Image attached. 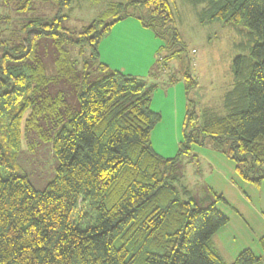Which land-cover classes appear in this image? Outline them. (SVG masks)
Segmentation results:
<instances>
[{
  "label": "trees",
  "instance_id": "16d2710c",
  "mask_svg": "<svg viewBox=\"0 0 264 264\" xmlns=\"http://www.w3.org/2000/svg\"><path fill=\"white\" fill-rule=\"evenodd\" d=\"M74 1L0 0V10H6L0 12V35L13 29V20L21 24L0 56V264H229L212 242L229 216L216 202L182 200L173 182L182 156L207 137L215 143L232 140L238 156L248 160L250 154L258 165L260 175L253 180L264 179V0H189L205 4L210 19H245L257 43L251 61L240 55L234 62L248 71L239 107L226 116L210 115L204 124L191 96L198 79L186 66L187 113L173 157L158 153L151 142L162 119L151 107L158 85L99 58L101 40L132 17L161 40L158 27L173 29V40L180 43L171 1H113L103 13L113 16L110 22L94 20L76 30L67 25ZM130 5L146 7L150 15L130 13ZM43 42L58 75L48 74ZM86 46L91 51L83 61L76 55ZM74 64H81V73ZM92 64L99 69L96 81H88ZM61 77L84 83L80 109L63 94L53 96L50 84ZM24 140L29 152L35 142L51 143L59 158L57 173L43 190L20 163ZM89 216L94 223L83 227ZM259 260L245 249L232 264Z\"/></svg>",
  "mask_w": 264,
  "mask_h": 264
},
{
  "label": "rangeland",
  "instance_id": "374dc122",
  "mask_svg": "<svg viewBox=\"0 0 264 264\" xmlns=\"http://www.w3.org/2000/svg\"><path fill=\"white\" fill-rule=\"evenodd\" d=\"M113 1L124 4L128 2V0H75V9L68 19V27L76 30L94 20L110 22L113 16L103 13ZM170 1L175 13L172 24L180 33L181 42L176 43L173 40V29L158 27L159 33L163 35L161 40L153 29L148 28L156 37L158 36L161 47L163 42L165 43L161 51L166 55L169 67L167 66L163 73L168 72L169 75L174 73L175 76L183 78L186 66L190 67L191 73L198 79V85L193 88L191 96L196 101L195 108L200 117V124H204L210 115L226 116L233 112L235 107H239V93L248 75L247 69L244 67L238 69L235 66V59L240 55L248 56L249 61L253 59L251 52L257 43V34L245 19L238 22L222 17L210 19V12L206 11L205 4L194 6L189 0ZM0 12L4 13L6 10L2 9ZM129 12L145 17L150 15L146 7L133 5L129 6ZM13 22L12 30L1 32L0 56L4 52V47L11 44L12 38H15L14 33L19 32L15 30L16 27H21V24L16 23L17 20ZM100 25L103 26L102 23ZM3 40L6 42L1 43ZM145 42L149 47L150 42L148 40ZM44 47L46 46L43 42L42 49ZM89 50L91 51L90 47L86 46L84 52L76 56L85 61L90 55ZM175 51L177 54L172 55ZM45 53L48 74L58 75L57 67L48 58L50 51ZM74 67L81 73V64L80 66L74 64ZM98 70L93 64L89 67L88 81L99 79ZM66 77L52 80L50 90L53 96L63 94L78 110L81 107L79 94L84 83L78 84ZM27 115L28 112L25 117ZM161 121L151 134L153 148L158 152L162 151L165 156H174L180 147L183 132L180 135L179 133L183 126L175 133L169 126L168 117L165 116ZM67 123L66 119L55 128V132L61 125ZM205 140L206 142L200 146H195V152L191 155L182 156L176 170L178 176L173 184L178 188L182 200H193L202 206L216 202L229 216L230 221L212 236L214 246L227 263H234L243 250L251 249L260 257L255 264H264V179L261 183L253 180L256 175H260V169L257 164L253 165L250 154L248 160H245L242 153L238 156L232 150V140L217 143L211 137ZM28 141H34V138L30 136ZM166 144L171 146L172 150H168ZM34 148L29 152L27 141L24 140L25 151L21 155L20 163L26 169L33 185L43 190L55 177L59 158L51 143L35 142ZM93 223L94 216H89L83 222V227Z\"/></svg>",
  "mask_w": 264,
  "mask_h": 264
},
{
  "label": "crops",
  "instance_id": "0c3cea01",
  "mask_svg": "<svg viewBox=\"0 0 264 264\" xmlns=\"http://www.w3.org/2000/svg\"><path fill=\"white\" fill-rule=\"evenodd\" d=\"M136 19L135 17L125 19L113 27L99 44V58L112 69L143 77L157 84L158 86L153 92L152 109L161 113V120L165 116L169 118V126L175 133L180 126H183L179 135L182 132L184 134L188 104L185 82L182 81L183 78L175 76L174 73L171 75L168 72L163 73L168 64L163 62L164 53L161 51L158 36L156 37L157 34L155 35L139 22V19ZM145 40L150 42L149 47ZM159 46L160 50H158ZM182 140L183 137L181 142ZM166 148L172 150L168 144H166ZM160 152L158 153L163 155L162 151Z\"/></svg>",
  "mask_w": 264,
  "mask_h": 264
}]
</instances>
